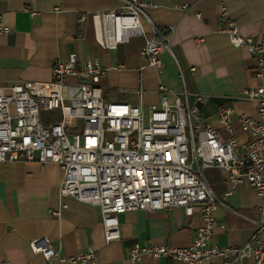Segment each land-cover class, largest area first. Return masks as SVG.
<instances>
[{"label": "built area", "instance_id": "2783aa9c", "mask_svg": "<svg viewBox=\"0 0 264 264\" xmlns=\"http://www.w3.org/2000/svg\"><path fill=\"white\" fill-rule=\"evenodd\" d=\"M116 1L120 3L117 8L90 15L96 42L104 51H115L130 38L144 36L140 20L147 4L142 0ZM86 19L87 14H81L79 25ZM219 20L231 46L246 49L255 61L256 85L244 89L240 98L256 105V118L240 115L236 119L246 135L243 142L232 133L231 108L216 109L227 134L223 136L202 117L204 97L185 89L177 94L159 85L160 101L151 105L147 114L140 104L106 102L100 87L106 69L96 60L79 63L71 56L55 64L50 81L0 85V163L57 165L63 174L59 197L98 208L106 245L120 240L118 217L127 212L180 209L186 217L200 219L187 247L137 244L127 257L131 264H140L143 257L169 259L173 264L216 260L236 264L252 258L254 264H264V245L257 237L253 238L255 247L211 243L216 228L214 212L224 203L205 180L208 169L225 172L230 188L224 196L234 193L243 181L248 183L260 201V217L253 221L255 235L264 233V35L257 41L241 36L224 7ZM8 31L0 26V35ZM164 52H170L167 39L160 29L153 28V37L145 41L140 55L146 66L156 70ZM136 94L142 96L141 87ZM170 95L172 104L167 101ZM53 111L60 112L61 120L44 125L41 113ZM66 207L61 202L49 213L59 218ZM29 246L42 257L41 262L29 264H49L52 258L60 263H97L92 247L64 257L45 238L30 241Z\"/></svg>", "mask_w": 264, "mask_h": 264}, {"label": "crops", "instance_id": "0c3cea01", "mask_svg": "<svg viewBox=\"0 0 264 264\" xmlns=\"http://www.w3.org/2000/svg\"><path fill=\"white\" fill-rule=\"evenodd\" d=\"M147 4L140 24L144 36H135L115 51H104L96 42V31L90 15L117 8L116 0H0V26L9 31L0 35V85L24 81H50L52 68L74 56L79 63L96 60L106 69L100 80L106 102L141 105L145 114L160 101L159 85L179 94L202 95L203 119L214 129L224 132L216 116L218 106L233 110V135L243 142L246 135L236 119L240 115L256 118V105L240 98L241 92L256 85L255 61L244 48H233L219 11L224 7L235 21L239 34L254 41L264 35V0H142ZM186 5L187 8L182 7ZM33 12L34 15H30ZM86 22L79 25L81 14ZM160 29L170 52L160 55L158 69L146 66L140 51ZM200 40V41H198ZM142 68V69H140ZM69 82H74L72 78ZM143 94H136L139 88ZM110 93L118 101H112ZM192 101V98L190 99ZM174 102L172 95L167 97ZM61 120L59 111L41 113L48 126ZM205 180L224 206L214 212L216 228L211 243L220 247L264 245V233L255 235L253 221L260 217V201L246 181L234 193L224 196L230 185L224 171L208 169ZM63 178L52 163H0V263H39L42 257L32 253L29 243L45 238L52 249L68 257L92 247L96 264H131L127 260L132 248L168 245L187 247L200 219L186 217L180 209L127 212L118 217L120 240L104 244L97 207L59 197ZM66 208L60 217L50 210ZM49 264L60 263L52 258ZM140 264H173L169 259L143 257ZM222 264L221 260L214 263ZM236 264H254L244 258Z\"/></svg>", "mask_w": 264, "mask_h": 264}, {"label": "rangeland", "instance_id": "374dc122", "mask_svg": "<svg viewBox=\"0 0 264 264\" xmlns=\"http://www.w3.org/2000/svg\"><path fill=\"white\" fill-rule=\"evenodd\" d=\"M110 95H111V99L110 100H112V101H114V100L115 101H118L117 99L114 98V94L110 93ZM76 131L77 132H80V130H76Z\"/></svg>", "mask_w": 264, "mask_h": 264}]
</instances>
